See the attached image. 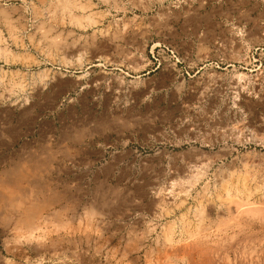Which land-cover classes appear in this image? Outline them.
<instances>
[{
  "label": "rangeland",
  "instance_id": "374dc122",
  "mask_svg": "<svg viewBox=\"0 0 264 264\" xmlns=\"http://www.w3.org/2000/svg\"><path fill=\"white\" fill-rule=\"evenodd\" d=\"M0 193V264H264V0H0Z\"/></svg>",
  "mask_w": 264,
  "mask_h": 264
},
{
  "label": "crops",
  "instance_id": "0c3cea01",
  "mask_svg": "<svg viewBox=\"0 0 264 264\" xmlns=\"http://www.w3.org/2000/svg\"><path fill=\"white\" fill-rule=\"evenodd\" d=\"M73 78H74V81H79L80 80V78H81V75L80 74H75L74 76H73ZM105 78H106V81L109 79V75H108V73L106 74V76H105ZM75 85H77V86H81L82 84L81 83H74Z\"/></svg>",
  "mask_w": 264,
  "mask_h": 264
},
{
  "label": "bare ground",
  "instance_id": "6f19581e",
  "mask_svg": "<svg viewBox=\"0 0 264 264\" xmlns=\"http://www.w3.org/2000/svg\"><path fill=\"white\" fill-rule=\"evenodd\" d=\"M3 193V192H2ZM247 193V192H246ZM1 196H3V195H1V193H0V202H1ZM246 197V196H245ZM241 200V199H240ZM244 201V200H243ZM240 203V202H239ZM249 204V203H248ZM241 205V204H240ZM234 206V205H233ZM237 206V205H236ZM239 206V205H238Z\"/></svg>",
  "mask_w": 264,
  "mask_h": 264
}]
</instances>
